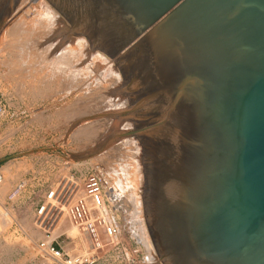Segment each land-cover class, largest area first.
<instances>
[{
    "label": "water",
    "instance_id": "obj_1",
    "mask_svg": "<svg viewBox=\"0 0 264 264\" xmlns=\"http://www.w3.org/2000/svg\"><path fill=\"white\" fill-rule=\"evenodd\" d=\"M123 74L163 264H264V0H48Z\"/></svg>",
    "mask_w": 264,
    "mask_h": 264
},
{
    "label": "rangeland",
    "instance_id": "obj_2",
    "mask_svg": "<svg viewBox=\"0 0 264 264\" xmlns=\"http://www.w3.org/2000/svg\"><path fill=\"white\" fill-rule=\"evenodd\" d=\"M4 6V4H0V12L3 11ZM62 27L61 29L54 30L50 34H53L56 42L77 36L71 32L67 20L66 24L64 25L63 23ZM57 33L59 35H56ZM1 35L0 39L3 36ZM92 51H100L101 54L113 59L100 49H92ZM115 65L122 74L116 63ZM121 76L122 83L119 85L116 84L113 88V90H116H111L107 95L91 93L92 90H95L97 86L103 83L104 76L102 75L95 76L96 78L94 77L90 81V87L84 86L82 87V92H75L77 93V97L73 96V93L68 96L59 95V93L54 94V91L47 89L41 98L40 95L33 94L31 90L29 92V89L23 92L19 91L20 84L17 82H15L16 84L12 82L6 83V80L0 78V100L5 105V112L0 118V174L3 176V182L0 184V208L7 209L10 217L12 216L13 218V222L7 230V234H5V237H8L9 241L8 247L2 248V239H0V264H43L36 248L37 242L43 236V232L39 227L52 231L56 225L60 227V230L55 231L54 235H59L61 232L65 233L60 240L68 251L79 253L90 251L98 258L96 264H143L142 257L145 255L144 247L134 239L135 236L138 237L139 241L143 244V240H141V225L137 223L140 218L145 222L150 242L153 244L148 230L143 204V192L145 190L143 146L135 134H129V132L135 131V128L130 113L129 97L123 86V74ZM93 87L94 89H92ZM29 98H31V101H29ZM77 100L80 103L82 102L81 104H90V107L96 109L106 106L107 103H120L123 105L117 108L116 111L119 114L117 116L130 126L123 130L126 136H121V139L132 138L139 140L141 144L140 160L143 167L144 185L143 190L137 192V194L140 195L142 201V215L139 217L134 215L133 206L129 201H127L126 205L115 201V206L119 212V219L123 225L122 239L118 244H110L106 238H102L103 246L93 249H87L79 230L75 236L69 234L68 230H70L71 225L64 219L63 211L61 210L64 203L60 204L59 208H54L45 219L38 222L33 217V208L30 204V200L34 196L33 191L36 192L41 188L52 186L58 187L59 191H62L70 176L76 174L78 172L77 170H80L82 166L91 163L90 158L92 157H86L78 158L76 161L74 160L73 164H69L71 159H73V152L77 150L80 144L78 140L80 135L75 134V131L69 129L68 121L64 122L62 119L59 120L56 117L57 111L61 112L64 108V111L71 110L74 105H70V103L74 104ZM105 110L102 109L101 111ZM122 146L125 149L123 153L127 155L122 153L123 156L121 155V158L123 157L127 160L131 154V147L126 144L125 146L127 147L124 144ZM123 148L121 151H124ZM93 163L100 164L104 168L101 162L94 161ZM125 167L127 168L126 164ZM25 181L29 182V187L26 188L22 196L10 202L8 195L15 186ZM68 187L69 185L64 189V193L67 195L72 192ZM74 237L79 238L77 240V247H74L73 243H71L70 238ZM21 242L23 244H20ZM152 248L154 249L158 264H163L157 255L154 244ZM147 252L149 254L148 250Z\"/></svg>",
    "mask_w": 264,
    "mask_h": 264
},
{
    "label": "bare ground",
    "instance_id": "obj_3",
    "mask_svg": "<svg viewBox=\"0 0 264 264\" xmlns=\"http://www.w3.org/2000/svg\"><path fill=\"white\" fill-rule=\"evenodd\" d=\"M0 4L5 5L0 12V35H3L0 39V78L6 80V83L17 82L20 84L19 91L29 89V92L31 90L33 94L40 95V98L47 89L54 91V94L68 96L73 93V96L77 97L75 92H82L84 86L90 87V81L95 76L103 75L104 80L95 90H92L93 87L91 93L107 95L116 84L122 83V74L117 69L115 60L100 51H92L87 36L77 35L65 39L66 41H55L53 34H50L56 29H61L67 19L65 20L48 0H0ZM58 33L56 35L60 34ZM81 103L77 100L74 104L70 103L74 105L71 110L64 111V108L63 111L56 112L57 119L68 121L69 129L80 135V144L73 152V159L69 164H73L78 158L86 157H92L91 163L101 162L104 166L103 172L111 179L115 188V201L123 205L129 201L133 206L134 215L141 216L142 201L137 194L143 190L144 185L140 160L141 144L139 140L132 138L121 139V136H126L123 130L130 126L117 116V108L123 105L107 103L106 106L96 109L90 107V104ZM102 109L106 110L101 111ZM123 144L131 147L127 160L121 158L125 152ZM122 148L124 151H121ZM12 222L9 211L0 208L2 248L8 247L9 241L5 234ZM137 223L141 225V240L149 251L151 264H158L145 222L140 218ZM78 230L72 225L68 232L75 236Z\"/></svg>",
    "mask_w": 264,
    "mask_h": 264
},
{
    "label": "built area",
    "instance_id": "obj_4",
    "mask_svg": "<svg viewBox=\"0 0 264 264\" xmlns=\"http://www.w3.org/2000/svg\"><path fill=\"white\" fill-rule=\"evenodd\" d=\"M5 112V105L0 100V118ZM100 164L87 163L77 170L78 174H73L68 178L65 187L59 191L58 187L41 188L33 191L34 196L30 200L33 208V217L36 222L45 219L54 208L61 207L64 219L70 225L76 226L81 233V238L87 249L99 248L103 246L102 238H106L110 244H118L122 239L123 225L119 219V212L115 206V188L111 179L103 172ZM3 176L0 174V184ZM72 190L70 194H65L64 189ZM29 182H20L8 195V200L13 202L23 195ZM42 238L37 242L36 248L38 256L43 264H96L98 258L94 253L70 252L60 240L64 232L54 235L59 231L58 225L51 231L41 228ZM74 247H77L79 238H70ZM137 243L144 247L145 255L142 257L143 264H149V254L139 241ZM153 264V263H152Z\"/></svg>",
    "mask_w": 264,
    "mask_h": 264
}]
</instances>
